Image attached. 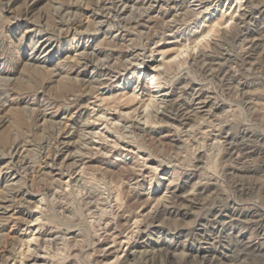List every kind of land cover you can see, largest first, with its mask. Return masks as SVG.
I'll list each match as a JSON object with an SVG mask.
<instances>
[{"label":"rangeland","instance_id":"374dc122","mask_svg":"<svg viewBox=\"0 0 264 264\" xmlns=\"http://www.w3.org/2000/svg\"><path fill=\"white\" fill-rule=\"evenodd\" d=\"M109 1L0 0V264H264V0Z\"/></svg>","mask_w":264,"mask_h":264},{"label":"bare ground","instance_id":"6f19581e","mask_svg":"<svg viewBox=\"0 0 264 264\" xmlns=\"http://www.w3.org/2000/svg\"><path fill=\"white\" fill-rule=\"evenodd\" d=\"M114 1V2H113ZM122 0H118L117 2H116V0H111V1H109V2H111L110 4H111V6H113V7H111L110 9H112V11H116V9H117V3H120ZM104 5H105V2H104ZM109 9V8H108ZM117 13V12H116ZM104 14V13H103ZM102 14V15H103ZM245 13H242V14H240V16L237 18V20H238V22L240 21V22H243V19L245 18ZM235 27L237 28V25L235 24ZM245 30H243V29H236V35L238 34V33H242V32H244ZM243 34V33H242ZM241 34V35H242ZM239 35V34H238ZM234 38V37H233ZM195 44V43H194ZM201 47H199V50H198V52L197 53H187V56H188V59H190V61H192V62H196V61H199L200 63H202V65L203 64H206L204 67H209V68H211V65H212V63L216 60V58L217 57H215L216 55H214L213 53L212 54H210L209 52L208 53H204V48H203V46L202 45H200ZM208 47V46H207ZM252 47H253V45L251 46V48L250 49H252ZM258 47V46H257ZM178 51V50H177ZM206 51V50H205ZM126 54V53H125ZM131 55V54H130ZM129 55V56H130ZM172 55V54H171ZM181 55V53L180 52H177L176 53V55H175V57H179ZM80 56V55H79ZM166 57V56H165ZM251 56H250V54L248 53V52H246L244 55H240V57H238L239 59H235V61L237 60L238 61V63H240V64H242V66H243V64H247V62H248V60H249V58H250ZM236 58V57H235ZM131 59H132V57H131ZM167 59V58H166ZM232 59V58H231ZM231 59H229V60H231ZM83 60H84V64H85V66L86 65H88V64H90L91 62H92V56H88V55H85L84 57H83ZM233 61V60H232ZM199 62H197V63H199ZM237 63V62H236ZM249 63V62H248ZM161 64H165V62L162 60V63H159V65H161ZM191 64V63H190ZM99 67V66H98ZM157 67V66H156ZM156 67H153L152 68V70L153 71H156L157 69H156ZM103 68V67H102ZM107 69V68H106ZM156 69V70H155ZM207 70H208V68H207ZM210 70V69H209ZM209 70H208V72H209ZM111 72V71H110ZM211 72V71H210ZM210 72H209V74H210ZM214 73V71L213 72H211V74H213ZM217 73V72H216ZM219 73H221V72H219ZM102 74V73H101ZM110 74V73H109ZM210 74V75H211ZM103 76H107L108 74H106V72L104 73V74H102ZM222 75V74H221ZM216 76V75H215ZM214 76V77H215ZM223 77H224V73H223V75H222ZM154 77H156V76H154ZM213 77V76H212ZM217 77V76H216ZM222 77V78H223ZM226 77V76H225ZM229 78H230V76H229ZM228 78V79H229ZM156 80V79H155ZM152 81L151 82V88L149 87L148 88V95L151 97V93H150V89H152V85L153 84H155L156 83V81ZM223 80H224V78H223ZM225 80H227V79H225ZM226 82V81H225ZM228 83V82H227ZM236 84V83H235ZM242 84V83H241ZM238 85H239V83H238ZM150 90V91H149ZM192 95V94H191ZM138 96V95H137ZM153 96V95H152ZM162 99V98H161ZM134 100H137V98H136V96L134 97ZM141 100V99H140ZM140 100H138V101H140ZM168 98L166 99V97H165V95H163V99L161 100V102H160V104H164L163 105V110L158 114V112H154V114H156L157 116H159V117H164V118H167V119H169V120H171V121H173V122H177V123H179V124H182L184 121H187V120H189L191 117H190V114H191V106L189 107V105H187V104H180V103H176V104H171L170 103V100H168ZM194 100V99H193ZM196 100H199L200 101V104H205V102L204 101H201L200 100V97H197V99ZM147 101V100H146ZM141 102V104H143V103H145V100H144V102H143V99H142V101H140ZM143 102V103H142ZM190 102V101H189ZM207 104V103H206ZM143 106V105H142ZM127 120V119H126ZM183 126V125H182ZM248 137V136H247ZM233 141V140H232ZM228 145H230V147H229V149L228 150H225V154H227V155H230L231 153V150H233V149H236L237 151H239V152H243L242 153V155H248L249 153H244L245 151H246V148L243 146L244 144H242L241 145V143H237V144H228ZM235 150V151H236ZM230 153V154H229ZM63 174V173H62ZM69 185V184H68ZM208 188V187H207ZM235 188V190H236V192H237V194H238V196H246L247 194H249V192L247 191V189H244L241 185H239V184H237L236 185V187H234ZM203 190H205V188H204V186H198V188L196 189V192H197V194H196V196L197 197H199V196H201L202 195V193H203ZM207 190V189H206ZM175 191V190H174ZM197 197L196 198H190L189 200H187V199H185V201L186 202H191L192 203V205H194L197 201H199L198 199H197ZM180 198V196H177L176 195V193H174V192H172V193H170V196L168 197V199L167 200H165V201H167L166 202V205H160V204H158L156 207H155V209H154V211H153V213L149 216V217H147L146 219H143V220H140V222L138 223L137 221H135L134 222V224L136 225V227H139V225H144V224H147L148 222H152L154 219H156V218H158L159 217V214L161 213L160 212V210H161V208H164V209H167V210H171V209H175V207H177L178 206V201L180 200L179 199ZM179 199V200H178ZM213 212V211H212ZM253 216V215H252ZM255 216L257 217V218H259V222L261 223V221H264V213H258V214H255ZM39 218V217H38ZM255 218V217H254ZM37 220H39V219H35V221H37ZM257 222V221H256ZM149 225V224H148ZM32 239H29L26 243L29 245L30 244V241H31ZM115 241V240H114ZM126 243V242H125ZM27 245V246H28ZM149 257V256H148ZM147 255L146 256H142V257H140L139 258V260L141 259V258H143L144 259V261L142 260V262L140 263V264H151V261L148 259L147 260ZM31 258V257H30ZM149 258H151V257H149ZM37 259V258H36ZM171 259V258H170ZM33 260V259H32ZM35 260V259H34ZM203 264H209V263H207V262H202Z\"/></svg>","mask_w":264,"mask_h":264}]
</instances>
